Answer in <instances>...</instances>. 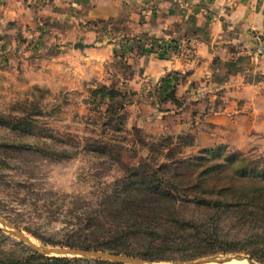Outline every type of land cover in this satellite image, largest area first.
<instances>
[{"label":"rangeland","instance_id":"374dc122","mask_svg":"<svg viewBox=\"0 0 264 264\" xmlns=\"http://www.w3.org/2000/svg\"><path fill=\"white\" fill-rule=\"evenodd\" d=\"M143 2L93 0L71 18L34 15L41 33L20 35L34 45L21 57L32 60L0 64V217L42 246L150 264L234 255L264 264V146L240 144L238 131L213 123L231 98L207 96L196 110L197 81L179 82L180 67L162 75V60L172 68L196 49L186 36L162 35L159 0ZM74 41L115 45L80 53ZM234 157L241 166H231ZM226 167L261 176L229 178ZM54 257L66 261H46ZM0 264L121 263L43 255L0 223Z\"/></svg>","mask_w":264,"mask_h":264},{"label":"crops","instance_id":"0c3cea01","mask_svg":"<svg viewBox=\"0 0 264 264\" xmlns=\"http://www.w3.org/2000/svg\"><path fill=\"white\" fill-rule=\"evenodd\" d=\"M92 1L0 0V64L8 65L17 59L28 64L32 60V56L27 57V54L21 57L25 52L32 51L34 45H28V40L23 41L20 35L31 39L33 34L41 33L38 27L35 28V16L52 18L58 15L64 18L62 15L66 12L69 15L65 18H71L74 14L84 13ZM132 1L144 5L143 0ZM159 1L164 15L162 35L186 36L193 39L192 45L196 49L193 59H178L172 68L168 67L172 65L171 61L162 60V75H168L171 69L180 67V72L176 73L179 82L189 80L194 86L193 82L197 81L196 88L192 89L198 105L196 110L203 105L200 103L202 98L207 96L216 97L223 93V96L231 98L225 109L215 112L213 123L224 126L227 131H238L240 144L254 146L260 143L264 146V0ZM58 2H61V8H56ZM143 9V24L137 27V31L144 33L150 31V14ZM171 21L174 22L172 25ZM177 21H180V25ZM78 43L84 47L76 48ZM78 43L73 42V50L78 49L80 53L103 54L114 49L115 45L111 42L109 46L96 48L82 41ZM18 50L23 52L19 54ZM187 69L192 70L185 74ZM176 86L182 87L183 84ZM164 89L161 94L166 95ZM167 117L160 116L161 122ZM202 136L210 137L209 134Z\"/></svg>","mask_w":264,"mask_h":264},{"label":"water","instance_id":"95a60500","mask_svg":"<svg viewBox=\"0 0 264 264\" xmlns=\"http://www.w3.org/2000/svg\"><path fill=\"white\" fill-rule=\"evenodd\" d=\"M76 3L89 2L90 0H74ZM84 45L78 43L76 48H83ZM0 223L4 225L9 232L17 236L19 239L30 245L36 252L43 255H55L62 257H84V258H93L98 260L112 261L121 264H150L142 258L115 254L112 252L97 251V250H88L83 248H71V247H53V246H42L34 243L28 236L24 234L20 229L12 226L9 222L0 217ZM232 260H246L250 264H258L250 256L246 255H234V256H225V257H210L205 258L199 261L187 262L183 264H227Z\"/></svg>","mask_w":264,"mask_h":264},{"label":"trees","instance_id":"16d2710c","mask_svg":"<svg viewBox=\"0 0 264 264\" xmlns=\"http://www.w3.org/2000/svg\"><path fill=\"white\" fill-rule=\"evenodd\" d=\"M216 151V149L214 148V149H210V152H215ZM204 153H206V151H204ZM217 153V152H216ZM237 155H241L242 157L243 156H245V157H247L246 156V154H237ZM236 156V155H235ZM199 157V156H198ZM198 157H196V159L198 158ZM202 159H204V156H201L200 158H198V160H201L202 161ZM243 159H244V157H243ZM237 160V157H234V161L233 162H229V163H231V166L232 165H234V164H236L237 166H239V164L240 163H238L239 161H236ZM209 161V160H208ZM227 162V161H226ZM244 162V160H242L241 159V164ZM241 164H240V166H241ZM228 170H225V171H228V176H229V178H231V177H233V178H236L238 175L239 176H242V177H245V176H252V177H254L256 174H258V177H260L261 175H260V173L258 172V173H255V172H251V171H249V170H247L246 171V169L244 170V169H242V168H238V169H235V170H232L231 169V167H226ZM234 171H236V172H234ZM220 172V171H219ZM200 174H202V175H206V174H208V171L207 170H203ZM223 175H225V174H223ZM222 174H219V176H221V179H223L224 178V180H225V178H227L228 176H223ZM162 192L163 193H169V190L167 189V188H165L164 186H162ZM257 194H258V189L257 188H254V187H251V189H250V192H249V195H250V199L252 200V201H254L256 198H258L257 197ZM200 196H196V198H199ZM224 204H226V203H224ZM235 204H242V202H240V201H238V202H236ZM217 205V204H216ZM87 249H89V248H87ZM34 256H38L36 253L35 254H33ZM146 258H148V259H152V258H149L148 257V255L147 254H145L144 255ZM51 260L52 261H57V262H60V261H66L65 259H62V258H58V257H54V258H49L48 260H46V261H48V262H51Z\"/></svg>","mask_w":264,"mask_h":264},{"label":"bare ground","instance_id":"6f19581e","mask_svg":"<svg viewBox=\"0 0 264 264\" xmlns=\"http://www.w3.org/2000/svg\"><path fill=\"white\" fill-rule=\"evenodd\" d=\"M227 264H250V263H248L246 260H243V261H241V260H232V261L228 262Z\"/></svg>","mask_w":264,"mask_h":264}]
</instances>
